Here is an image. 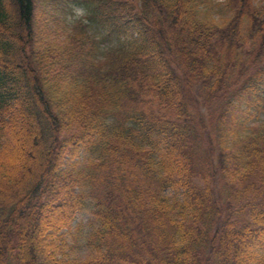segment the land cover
<instances>
[{
    "label": "trees",
    "instance_id": "1",
    "mask_svg": "<svg viewBox=\"0 0 264 264\" xmlns=\"http://www.w3.org/2000/svg\"><path fill=\"white\" fill-rule=\"evenodd\" d=\"M213 5L0 0V264H264V0Z\"/></svg>",
    "mask_w": 264,
    "mask_h": 264
},
{
    "label": "rangeland",
    "instance_id": "2",
    "mask_svg": "<svg viewBox=\"0 0 264 264\" xmlns=\"http://www.w3.org/2000/svg\"><path fill=\"white\" fill-rule=\"evenodd\" d=\"M216 5L211 6L212 7V13L213 16L216 20L221 21L223 19H226L230 17V9L226 10L225 3L226 0H210ZM259 3V1H257ZM57 10H52L53 13H59L57 17H54V25L56 26V30L53 32L47 31V21H48V26L52 28V24L50 21V17L48 14H42L41 18L39 19L40 25L38 26V32H41L39 36L43 35L44 31L47 32V35L52 36V41L57 44L61 45L63 42L67 40V37L72 35L71 33L73 32L72 27L76 25L78 22H80L84 17H85V12L86 10L82 6H76L75 10L72 9V11H69L66 13V15H62V12L60 10V7L57 8ZM29 108V107H28ZM29 119H26L25 121L22 122L19 121V139H18V156L20 160L22 161V164L27 166V168L30 169L29 174H30V180L37 178L39 174L41 173V166L43 163V159L46 153V150H38L37 152H31L29 149V145L27 140L28 138V127L30 126L29 124ZM84 156L81 157L80 161H83ZM26 163V164H25ZM29 163V164H28ZM27 185L26 187L23 188V190L17 192L14 194L16 198H20L23 196L26 192ZM35 207H33V210H36ZM92 214L90 212V209H85L82 213L79 214L77 217V223L79 224L83 222L85 225V229L82 230V236L85 235L88 230H89V224L88 221H92ZM75 224V225H76ZM67 239L69 241V246H72V240L71 236L68 235ZM68 253L72 259L75 260H85L86 258L89 257L90 251L84 246V244L80 243L78 248L76 249H68ZM7 263V261H6ZM5 264V262H4Z\"/></svg>",
    "mask_w": 264,
    "mask_h": 264
}]
</instances>
